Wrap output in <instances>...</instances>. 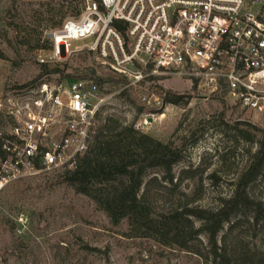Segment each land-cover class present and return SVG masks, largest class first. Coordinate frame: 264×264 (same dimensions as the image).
Instances as JSON below:
<instances>
[{
    "label": "rangeland",
    "instance_id": "1",
    "mask_svg": "<svg viewBox=\"0 0 264 264\" xmlns=\"http://www.w3.org/2000/svg\"><path fill=\"white\" fill-rule=\"evenodd\" d=\"M61 1L65 0H0V99L15 95L18 88L36 90L44 79L57 84L102 78L100 95L104 101L98 106L97 126L110 116L124 124L146 120L140 131L181 148L183 158L172 168L175 177L183 170L204 168L201 175L196 172L192 178H183L173 193L155 182L148 184L155 177L170 187L162 181V172L148 169L141 191L145 190L153 211L164 212L186 203L215 209L220 197L231 194L236 177L249 161V153L257 148L256 140H236L234 127L258 139L260 133L248 125L264 128V118L235 106L228 98L204 99L194 83L153 73L136 60L133 67L127 65L129 71L120 73L97 49H90L92 38L70 41L67 48L54 53L50 35L57 27L52 25L66 12L56 4ZM47 2H52L50 7L39 5ZM74 17L67 11L63 21ZM41 64L59 72L43 74ZM138 74L142 77L136 80ZM61 75L71 78L62 79ZM159 87L188 94L187 102L177 106L154 104ZM124 89L127 91L123 93ZM57 172L18 181L1 193L0 264H212L204 234L194 242L203 256L164 247L151 239L130 238L125 234V222L113 226L90 198L76 193L66 183L57 184ZM180 192L196 198L188 200ZM249 192L264 206V170ZM238 217L242 214L231 222ZM231 222L224 224L218 234V244L225 242L229 249L241 245L264 254V222L253 227L242 219L229 231ZM194 223L199 225L200 221Z\"/></svg>",
    "mask_w": 264,
    "mask_h": 264
},
{
    "label": "built area",
    "instance_id": "2",
    "mask_svg": "<svg viewBox=\"0 0 264 264\" xmlns=\"http://www.w3.org/2000/svg\"><path fill=\"white\" fill-rule=\"evenodd\" d=\"M50 38L54 53L92 38L90 49L120 73L136 60L194 83L204 99L228 98L264 118V0H85ZM103 101L86 79L18 88L0 99V195L18 181L74 168ZM153 103H162L159 96Z\"/></svg>",
    "mask_w": 264,
    "mask_h": 264
},
{
    "label": "trees",
    "instance_id": "3",
    "mask_svg": "<svg viewBox=\"0 0 264 264\" xmlns=\"http://www.w3.org/2000/svg\"><path fill=\"white\" fill-rule=\"evenodd\" d=\"M84 3L85 0L57 2L56 4L66 12L52 27L61 26L67 11L77 17L84 8ZM51 4L52 2H47L39 5L50 7ZM0 58L3 59L2 51ZM40 66L43 74L59 72L57 69L48 70L45 64ZM41 76L38 75L37 79ZM60 78L70 79L71 76L61 75ZM45 81L44 79L39 83ZM92 81L99 88L103 83L100 77H93ZM31 83L33 81L28 84ZM126 91L127 89H124L123 93ZM156 95L162 103L175 106L186 103L185 98L188 97V94L162 87H159ZM248 126L260 133L261 137L255 139V134L234 127L237 135L234 138L236 140L241 138L246 142L256 140L257 148L249 153V161L236 177L231 194L228 197H220L219 205L215 209L190 207L186 203L176 204L167 211L155 213L146 200L145 190L141 191L143 178L148 169L162 172V181L170 187L168 185L166 187L155 177L151 178L148 184L155 182L156 186L173 193L183 178H192L196 172L201 175L204 168L183 170L175 177L172 168L183 158L180 147L174 146L171 142H162L134 129L133 123L124 124L112 116L105 117L102 124L96 125L91 141L86 151L77 158L75 167L57 172L60 173L57 184L66 183L76 193L90 198L95 207L106 214L113 226L125 222L127 226L125 234L130 238L151 239L164 247H177L203 256L200 249L194 247V242L200 241L199 235L204 234L212 264H264V254L258 251L246 250L241 245L229 249L225 242L223 245L217 242L224 224L231 222V219L239 214H242V217L231 222L229 231L242 223V219L253 227L264 222L262 202L249 192L251 185L264 170V128L252 124ZM211 177H214V174ZM180 195L191 201L196 198L188 197L181 192ZM246 212L250 215L247 216ZM195 220L200 221V224L195 225ZM222 240L225 241L223 237Z\"/></svg>",
    "mask_w": 264,
    "mask_h": 264
},
{
    "label": "water",
    "instance_id": "4",
    "mask_svg": "<svg viewBox=\"0 0 264 264\" xmlns=\"http://www.w3.org/2000/svg\"><path fill=\"white\" fill-rule=\"evenodd\" d=\"M149 121H150V119H149Z\"/></svg>",
    "mask_w": 264,
    "mask_h": 264
}]
</instances>
